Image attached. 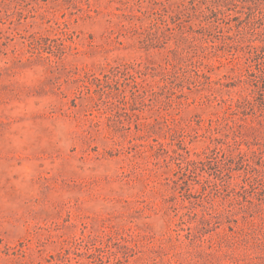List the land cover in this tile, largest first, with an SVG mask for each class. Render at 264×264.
<instances>
[{"label":"rangeland","instance_id":"obj_1","mask_svg":"<svg viewBox=\"0 0 264 264\" xmlns=\"http://www.w3.org/2000/svg\"><path fill=\"white\" fill-rule=\"evenodd\" d=\"M0 264H264V0H0Z\"/></svg>","mask_w":264,"mask_h":264}]
</instances>
